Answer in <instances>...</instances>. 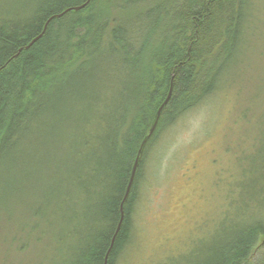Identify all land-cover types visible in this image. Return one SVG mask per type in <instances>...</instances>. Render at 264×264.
<instances>
[{
	"label": "trees",
	"instance_id": "1",
	"mask_svg": "<svg viewBox=\"0 0 264 264\" xmlns=\"http://www.w3.org/2000/svg\"><path fill=\"white\" fill-rule=\"evenodd\" d=\"M257 4L261 0H0V174L34 175L33 187L50 201L51 185L37 177L43 165L36 172L21 169L27 145L42 136L49 143L59 138L37 130L61 124L65 140L51 152L67 161L69 151L75 169L65 163L60 178L71 187L64 196L52 191L59 197L51 199L70 213L65 264H105L132 165L172 85L108 259L115 264L130 240L131 207L152 140L166 121L226 89L250 47ZM260 141L258 159L243 156L242 219L230 223L234 235L206 264H264ZM45 168L57 175L53 159ZM32 214L41 218L44 212L38 207ZM11 234L18 252L31 250L27 235L1 222L4 245Z\"/></svg>",
	"mask_w": 264,
	"mask_h": 264
},
{
	"label": "rangeland",
	"instance_id": "2",
	"mask_svg": "<svg viewBox=\"0 0 264 264\" xmlns=\"http://www.w3.org/2000/svg\"><path fill=\"white\" fill-rule=\"evenodd\" d=\"M258 9L250 47L226 89L166 121L152 140L131 207L130 240L115 264H206L234 235L230 223L242 219L243 156L258 159L264 138V0ZM52 124L57 130L38 129L37 135L59 138L49 143L42 136L27 145V167L21 170L36 172L42 164L44 173L37 177L64 196L71 186L61 178L65 163L72 168V155L64 146L67 161L53 156L51 149L65 140V132L61 124ZM51 159L56 176L45 168ZM34 181L32 174H0V223L32 243L29 252L20 253L12 234L8 245L0 237V264H65L70 240L64 238L69 231L64 222L70 213L52 204L56 193L49 190L50 201L42 199ZM38 207L43 217L32 218ZM36 225L39 230H32Z\"/></svg>",
	"mask_w": 264,
	"mask_h": 264
},
{
	"label": "water",
	"instance_id": "3",
	"mask_svg": "<svg viewBox=\"0 0 264 264\" xmlns=\"http://www.w3.org/2000/svg\"><path fill=\"white\" fill-rule=\"evenodd\" d=\"M77 10V9H76ZM171 93L168 95L166 101L164 102V104L162 106H160V108L158 109L157 111V114H156V117L154 119V122L151 126V129L149 130V133L148 135L145 137V139L142 141L141 145H140V148H139V151H138V155H137V158L134 162V165H133V169H132V172H131V175H130V180H129V183H128V187H127V190L125 192V196H124V199H123V202H122V206L120 208V211H121V219H120V222H119V225L117 227V231H116V234L115 236L113 237L112 239V242H111V247H110V250L108 252V255L106 257V262L105 264L108 263V257H109V254L111 253L113 247H114V244H115V240H116V237L117 235L119 234V231L123 225V222H124V218H125V213H124V204L128 201V198H129V195H130V192L132 190V187H133V184L135 182V178H136V174H137V171H138V168L140 166V162L142 160V156H143V153L145 152V149L151 139V137L153 136V134L155 133L156 129H157V126L159 124V121H160V118H161V115H162V112L166 106V104H168L170 98H171Z\"/></svg>",
	"mask_w": 264,
	"mask_h": 264
},
{
	"label": "bare ground",
	"instance_id": "4",
	"mask_svg": "<svg viewBox=\"0 0 264 264\" xmlns=\"http://www.w3.org/2000/svg\"><path fill=\"white\" fill-rule=\"evenodd\" d=\"M89 3V2H88ZM172 94V85H171V87H170V89H169V92H168V95L169 94ZM168 97V96H167ZM167 99V98H166ZM166 99H165V101H166ZM164 101V102H165ZM164 102L161 104V106L164 104ZM169 103V102H168ZM168 104H166V106H167ZM165 106V107H166ZM146 150V149H145ZM145 153V152H144ZM144 153H143V155H144ZM137 158V157H136ZM136 160V159H135ZM142 161V160H141ZM135 162V161H134ZM134 165V164H133ZM133 165H132V169H133ZM140 165H141V162H140ZM140 167V166H139ZM144 167V166H143ZM139 169V168H138ZM143 169V168H142ZM132 172V171H131ZM138 172V171H137ZM136 176H137V174H136ZM136 179V178H135ZM130 180V179H129ZM129 183V182H128ZM133 186H134V184H133ZM127 187H128V185H127ZM132 189H133V187H132ZM126 190H127V188H126ZM126 192V191H125ZM131 193H132V190H131V192H130V195H129V197L131 196ZM125 196V195H124ZM124 199V198H123ZM128 200H129V198H128ZM123 202V201H122ZM128 203V201L124 204V209H125V207H126V204ZM121 206H122V203H121V205H120V208H121ZM125 213V212H124ZM116 231H117V229H116ZM115 234H116V232L114 233V236H115ZM113 236V237H114ZM118 236V235H117ZM117 238V237H116ZM111 247V246H110ZM109 250H110V248H109ZM109 250H108V252H109ZM108 252H107V254H106V257H107V255H108ZM109 256H110V254H109ZM106 257H105V262H106ZM108 259H109V257H108Z\"/></svg>",
	"mask_w": 264,
	"mask_h": 264
}]
</instances>
